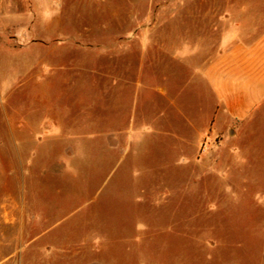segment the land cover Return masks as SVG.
<instances>
[{
	"label": "rangeland",
	"instance_id": "374dc122",
	"mask_svg": "<svg viewBox=\"0 0 264 264\" xmlns=\"http://www.w3.org/2000/svg\"><path fill=\"white\" fill-rule=\"evenodd\" d=\"M199 3L251 0H60L34 45L0 32L21 44L0 49L20 78L0 103V264H264V104L198 144L124 117L155 77L141 52Z\"/></svg>",
	"mask_w": 264,
	"mask_h": 264
},
{
	"label": "crops",
	"instance_id": "0c3cea01",
	"mask_svg": "<svg viewBox=\"0 0 264 264\" xmlns=\"http://www.w3.org/2000/svg\"><path fill=\"white\" fill-rule=\"evenodd\" d=\"M58 1L0 0V32L15 33L24 45L26 39L34 45L37 32L51 34L59 16ZM260 18H264V0L230 8L199 3L178 10L172 19L170 46L158 47L154 59L144 56L147 50L141 52L143 70L154 63L155 77L138 84L124 117L140 121L145 129L154 123L156 129L186 144L225 137L247 122L264 104V20ZM11 38L0 43V49L20 47V41ZM13 60H18L13 53L0 52V63L9 65ZM19 81L18 73L0 71V103L15 95ZM151 98L155 99L154 117L141 109L143 102L151 105ZM112 101L109 121L120 110ZM43 105L46 118L45 101ZM93 112L91 127L99 119L92 117ZM28 114L36 115V111Z\"/></svg>",
	"mask_w": 264,
	"mask_h": 264
}]
</instances>
